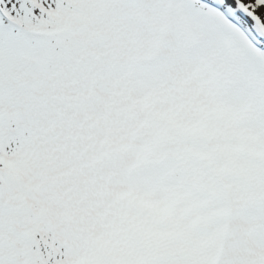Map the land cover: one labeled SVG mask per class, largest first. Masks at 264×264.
<instances>
[{"label":"snow or ice","instance_id":"6c2138e0","mask_svg":"<svg viewBox=\"0 0 264 264\" xmlns=\"http://www.w3.org/2000/svg\"><path fill=\"white\" fill-rule=\"evenodd\" d=\"M0 264H264V0H0Z\"/></svg>","mask_w":264,"mask_h":264}]
</instances>
